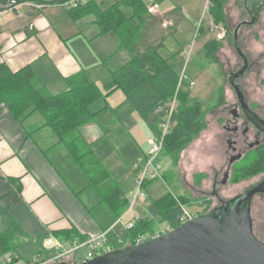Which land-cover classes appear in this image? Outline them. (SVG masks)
Wrapping results in <instances>:
<instances>
[{
  "label": "rangeland",
  "instance_id": "obj_1",
  "mask_svg": "<svg viewBox=\"0 0 264 264\" xmlns=\"http://www.w3.org/2000/svg\"><path fill=\"white\" fill-rule=\"evenodd\" d=\"M96 1L105 8L118 0ZM143 1L145 2L147 12L163 15L165 19L171 20L174 23L171 27L166 28L162 26L164 20L161 21L162 23L160 22L161 25L158 27L168 32V35L165 39V46L160 49L159 53L173 65L175 71L179 74L180 81L185 79L183 82L186 83L184 84V90L189 92L186 105H192L196 101L202 103L201 120L203 127L192 137V140L177 156H173L164 150L156 156L155 161L160 164L159 175L157 174L156 179L150 181L145 186L146 196L140 198L136 205L137 208H132L126 212V205L119 217H116L109 211L103 203L99 202L97 204L100 198L93 186H88L87 189L81 190L86 185L87 179L81 172L79 173L84 183L79 182V185L75 184V186L78 191H82L80 192L84 194L83 198L86 199L87 192L92 191L97 196L95 204L89 202L95 208L94 212L105 221L106 217L103 213L108 214V219L116 222L114 230L119 233V238L114 236L113 230L109 236L117 248L125 246L128 241L126 237V224L135 221L138 215L143 214L145 211L144 206L150 200H158L166 193H171L179 200H177L179 204L185 205V203H188L187 201H194L196 206H187L190 209H212L220 204L217 197L213 194V183L218 190L217 196H220L223 200H230L264 178V171H262L249 177L236 179L234 173L239 165H242L243 160L239 159L232 163L228 162V156L231 154L226 145L229 132L223 128L224 124L232 121L229 116V109L232 106L231 103L236 98L233 88L229 85L228 74L236 71L241 64V59L234 47L232 36L234 28L241 20L236 9L243 11L246 8V6L244 8V1L226 0L222 17L224 26L216 25L210 18L208 11L210 8L209 0H156L159 4L156 12L149 11L147 7L149 0ZM62 3L54 2L51 4H59L61 6ZM152 3L155 2L153 1ZM247 5L252 9L255 6L263 10L264 0H248ZM54 7L63 13L58 6ZM168 9H171V11L164 12V10ZM122 10L127 16L131 15L130 7H123ZM246 11L247 8L243 11L245 19L249 20V15ZM170 12L175 13L169 16L168 13ZM54 13L58 14L55 10ZM179 13L183 14V19L175 27L174 20L178 17ZM94 28L97 29L96 27ZM222 31H224V35ZM100 36L107 39L106 42L111 41L109 46L112 45V41L119 39L112 31ZM237 40L239 42L238 46H240L243 52L251 58H256L257 56L259 58L252 68L249 71L247 70L248 73L244 77L237 79L236 84L241 86L246 101L250 104L258 102V104L264 106V25L255 23L253 25L246 24L241 26L238 31ZM118 49L120 50L117 53ZM118 49L116 51L117 54L110 58V60L120 66L121 64H127L130 61L128 51L122 46ZM126 52L128 59L124 60L127 57ZM182 74L185 78H180ZM190 81L194 82L192 87L188 85ZM118 92L124 98L121 91ZM99 102L101 103V100H98L91 110L99 105ZM172 102L174 101L172 100L168 104H172ZM174 104H177V102L175 101ZM100 105H108L119 113L120 117H131L130 120L121 118V121L124 124L129 123L131 125V130L130 126H126V129L135 139L136 143L131 139V136H128L125 141L122 140L123 144L114 146V143L108 140L107 137H101L99 141L97 140L94 143L95 146L93 147L94 152L101 159L105 168L117 179L124 193L128 195L129 191L134 187V179L128 166L133 163L140 151H142V154L148 156L149 148L146 145V140L152 136V132L143 118L131 107V104ZM128 108H131L133 111L131 116L129 115ZM37 118L39 119L40 117ZM241 121V119L238 120V122ZM47 130V137L51 139V145V143H55L56 138H52L54 136L49 128ZM60 146V149L64 151V146ZM67 160L74 168V162L71 159ZM225 173H227V177L223 183L222 180ZM68 179L78 183V181H75L77 179L75 175H70ZM196 200H201V202H196ZM207 205L210 206L207 208ZM251 216L254 234L264 242V194L254 195L251 202ZM120 218L121 220H119ZM108 224L109 222H106L105 226ZM0 228L3 227L0 226ZM38 243L42 245L40 239ZM39 249L42 248L36 242L28 240L18 246L17 252H12L11 257L17 256L19 264H28V260ZM9 257L10 254L8 253L0 255V264L17 263L10 261L12 258ZM84 257L83 250L79 249L75 253L73 260L81 262L84 261Z\"/></svg>",
  "mask_w": 264,
  "mask_h": 264
},
{
  "label": "trees",
  "instance_id": "obj_2",
  "mask_svg": "<svg viewBox=\"0 0 264 264\" xmlns=\"http://www.w3.org/2000/svg\"><path fill=\"white\" fill-rule=\"evenodd\" d=\"M8 1L10 0H0V6ZM24 1L27 0H16L18 3ZM35 1L47 4L62 2L61 0ZM209 1L210 18L216 25L224 26L222 17L226 0ZM123 7H130V16L123 12ZM173 13L175 12L168 14L170 16ZM68 14L72 19L92 15L101 34L112 31L117 35L121 46L128 51L130 61L111 72L110 82L103 89L87 75L79 74L68 78L70 87L56 94L44 90L30 65L12 72L5 64L0 63V111L3 108L8 109L19 122H24L33 114L40 115L43 119L42 127H48L56 136L55 144L64 146L65 157L72 158L77 168L88 179V186H93L98 192L100 201L119 217L127 205L128 195L124 193L117 179L105 168L92 149L91 143L80 131L85 123L94 122L101 128L104 136L111 137L116 130L114 126L118 118L108 106L91 111L93 103L120 89L154 134L158 130V124L169 111L168 103L175 97L177 104L170 115L172 126L164 139L162 149L173 156H177L203 127L201 120L203 105L200 101L186 105L189 92L184 90V86L178 88L179 74L159 53L165 46L168 35V32L158 27L161 21L165 20V16L147 12L143 0H118L105 8L97 1L91 0L68 10ZM177 16L174 20L175 27L183 19L182 13ZM250 18L251 16L249 20ZM31 133L27 134L31 135ZM140 157L143 159L146 155ZM262 171H264V150L253 151L246 161L239 165L234 175L238 179ZM154 179L156 178L145 180L144 192L145 186ZM177 200L171 193H166L158 200L148 201L144 206V213L130 228H126L128 240L126 245L135 244L139 237L145 235L151 237L160 225L177 227L180 215L179 200ZM199 201L201 202L196 200ZM187 202L186 206L194 207V201ZM204 202L207 204L205 200ZM209 206L207 205V208ZM209 210L211 208L204 212ZM52 234L60 242L74 238L82 242L87 238L74 230L61 229L53 231ZM28 238L30 237L22 227L17 222L11 221L5 229H0V255L8 253L11 257V253L17 252V247ZM114 248L117 246L109 238L103 252ZM39 254L38 251L34 255ZM18 260L16 256L11 261Z\"/></svg>",
  "mask_w": 264,
  "mask_h": 264
},
{
  "label": "crops",
  "instance_id": "obj_3",
  "mask_svg": "<svg viewBox=\"0 0 264 264\" xmlns=\"http://www.w3.org/2000/svg\"><path fill=\"white\" fill-rule=\"evenodd\" d=\"M243 1L245 8V0ZM54 6H58L63 13ZM54 10L58 14L54 13ZM245 10L246 8L243 9ZM166 11L171 9L164 10ZM236 11L241 20L246 18L243 11ZM253 12V24L264 25V9L254 6ZM100 35L102 34L92 15L72 19L68 9L59 4L24 1L15 13L0 19V63L5 64L12 72L30 65L44 90L51 94L67 90L70 87L68 78L79 74L87 75L103 89L110 82L111 72L120 67L110 60L119 52L120 41L114 40L109 46L111 41L107 43V39ZM126 59L128 54L124 60ZM118 91L121 90L117 89L109 96L99 99L101 103L96 104L91 111L105 107L100 104H131L123 92L121 91L124 98ZM112 110L118 122L114 126L115 132L107 139L112 141L114 146H119L123 144L122 140L125 141L131 136L126 126L132 129L131 125L124 124L121 118L130 120L131 117H120L119 113ZM128 112L130 116L133 114L131 108H128ZM42 123L43 119L38 114L19 122L8 109L3 108L0 111V226L3 227L0 229H5L11 221L17 222L31 238L25 241L36 242L42 248L38 250L40 256L47 258H53L58 251L54 243L58 238L52 234L53 231L74 230L81 236L108 231L109 236L113 230L114 236L119 238V233L114 230L116 222L110 221L108 214L103 213L105 221L94 212L93 205H90L89 202L96 203L97 196L91 191L87 192L86 199L83 198L84 194L81 192L88 187L87 178L82 191H78L75 184L84 183L79 175L81 171L75 163L74 168L68 163L67 159L72 158L65 157V148L63 151L60 145L55 144L57 138L52 131L54 137H51L56 138V141L50 145L51 139L47 137L48 127H42ZM80 131L91 143L92 149L97 140L106 137L94 122L85 123ZM28 132H32L31 135H28ZM131 139L135 142L132 136ZM143 155L140 151L135 160ZM131 165L128 169L134 179ZM70 175H75V181L78 183L70 181ZM99 202L102 203L99 200L97 204ZM106 222H109L107 226ZM39 239L42 245L38 243ZM48 239L51 240L50 244L46 243ZM74 240L80 242L77 238ZM64 260L75 261L71 256L65 257ZM16 262L20 263L19 260Z\"/></svg>",
  "mask_w": 264,
  "mask_h": 264
},
{
  "label": "water",
  "instance_id": "obj_4",
  "mask_svg": "<svg viewBox=\"0 0 264 264\" xmlns=\"http://www.w3.org/2000/svg\"><path fill=\"white\" fill-rule=\"evenodd\" d=\"M245 6L251 18L239 22L232 36L240 55L243 52L238 46V31L241 26L255 22L247 0ZM235 87L242 98L240 87L236 84ZM228 143L231 151H235L231 142ZM240 156L232 155L229 163ZM226 177L227 173L223 183ZM256 194H264V180L230 200H221L219 206L139 243L106 250L81 262L51 264H264V242L254 234L251 216V202Z\"/></svg>",
  "mask_w": 264,
  "mask_h": 264
},
{
  "label": "built area",
  "instance_id": "obj_5",
  "mask_svg": "<svg viewBox=\"0 0 264 264\" xmlns=\"http://www.w3.org/2000/svg\"><path fill=\"white\" fill-rule=\"evenodd\" d=\"M88 0H67L64 1L61 5L67 9L74 8L79 6L80 4H83L87 2ZM155 3H152V2ZM20 3L16 2V0H10L0 6V19H2L4 16L8 15L9 13H15L17 11L18 6ZM147 7L150 12H156V10L159 7V4L156 0H149ZM171 25V22L164 20L162 23L163 27H167ZM224 30V29H223ZM222 34L224 35V31H222ZM185 76L182 74L180 75V78ZM183 78V79H184ZM184 80L179 79L178 88H182L184 86ZM182 83V84H181ZM189 87H192L194 85L193 81L189 82ZM174 102L172 104H169V111L167 115L162 119V121L158 124V130L156 133L152 134L150 138H147L146 144L149 148V154L146 155L145 158L142 159V157H139L135 163L133 164V172H134V187L131 190V192L128 194L127 199V211L131 210L132 208H135L140 198L145 197V192L143 189V183L145 180H150L153 178H156L158 171L160 169V164L155 161L156 156L162 151L163 149V143L166 135L170 132L172 122L170 115L173 112L174 108L176 107L175 103V97L173 99ZM159 175V174H158ZM180 207V215L178 216L179 224L193 218L194 216L204 213V210H200L197 208L196 210L188 208L186 205L179 204ZM139 217V215H138ZM136 217V219L138 218ZM121 220V218L119 219ZM134 221L129 222L126 224V228H130L133 225ZM170 226L164 225L159 226L154 235L151 237H154L158 234H161L163 232H166L170 230ZM150 236H142L139 237L136 240V243H139L145 239L151 238ZM109 241L108 231L100 232L97 235H90L87 236V238L84 241L78 242L77 240H72L70 243L66 244V242H60L59 240H55V248L58 250L53 258H47L43 255H34L30 259L29 264H50L52 262L64 259L65 257L71 256L74 257L77 250L82 249L84 252V260H88L90 258H93L97 254L103 253V250H105V247L107 246V243ZM47 244L51 243V240H46ZM5 264V263H3Z\"/></svg>",
  "mask_w": 264,
  "mask_h": 264
},
{
  "label": "flooded vegetation",
  "instance_id": "obj_6",
  "mask_svg": "<svg viewBox=\"0 0 264 264\" xmlns=\"http://www.w3.org/2000/svg\"><path fill=\"white\" fill-rule=\"evenodd\" d=\"M243 55L239 54L241 64L239 65L237 70L233 71V73L228 74L229 85L231 86V88H233L236 96L235 101L231 103L232 106L229 109V116L232 121L224 124L223 126L224 130L229 132V136L226 140L227 148L231 153L228 156V162L232 155L241 154V156L236 159V161L242 159L244 163L246 161V158L249 157L253 151L264 150V106H262V104H258V102H256V104H250L245 100L242 90V98H240L235 89L237 79L240 77H244L252 68V66L257 62V59L259 57L257 56L256 58H251L245 52H243ZM232 77L234 78V80ZM239 87L241 89V86ZM239 119H241L242 121L238 122ZM229 141L231 142V146L235 148V151H231V149L228 147ZM263 180L264 178L260 182H262ZM212 187L214 188L213 194L217 197L221 204V200L223 199L220 196H217L216 193L218 192V190L214 183Z\"/></svg>",
  "mask_w": 264,
  "mask_h": 264
},
{
  "label": "bare ground",
  "instance_id": "obj_7",
  "mask_svg": "<svg viewBox=\"0 0 264 264\" xmlns=\"http://www.w3.org/2000/svg\"><path fill=\"white\" fill-rule=\"evenodd\" d=\"M62 2H64V1H62ZM88 2V1H87ZM87 2H85V3H83V4H86ZM83 4H80V5H83ZM79 5V6H80ZM62 6V5H61ZM63 7V6H62ZM78 7V6H77ZM65 8V7H64ZM76 8V7H75ZM65 9H67V8H65ZM71 9H74V8H70V9H68V10H71ZM165 20H167V21H169V22H171V25H169V26H167V27H171L172 25H173V22L171 21V20H168V19H165ZM166 27V28H167ZM59 261H67V260H64V259H61V260H58V261H55V262H59ZM73 262H76V261H73ZM52 263H54V262H52ZM51 264V263H50Z\"/></svg>",
  "mask_w": 264,
  "mask_h": 264
}]
</instances>
